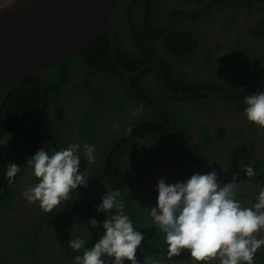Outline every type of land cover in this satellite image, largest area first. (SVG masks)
I'll return each instance as SVG.
<instances>
[{"label":"flooded vegetation","instance_id":"flooded-vegetation-1","mask_svg":"<svg viewBox=\"0 0 264 264\" xmlns=\"http://www.w3.org/2000/svg\"><path fill=\"white\" fill-rule=\"evenodd\" d=\"M156 2L163 3L173 14L181 11L183 20L178 17L180 20L177 29L193 34L190 37L191 53L186 52L183 57L163 48L162 43L159 44L161 49L156 58L168 64V68L172 70L168 73L171 85L160 63L154 59L148 61V55L145 59L130 57L126 64L133 67L134 70L131 71L119 59L118 62L130 73L150 66L141 74L130 78V85L134 90L146 94L144 97L156 101L166 113H162L159 119L144 118L133 122L129 105L144 111L150 108L149 102L122 93L125 83V87L135 94L130 89L127 78L113 65L111 57V64L123 78L112 70L102 68V65L89 72L79 60L73 62V84L62 94L55 96V107L50 104L48 113L55 109L50 123L58 126L62 123L59 117L64 118L67 121V125H63L66 140L64 148L77 143L81 145L82 151L85 144L94 145L95 161L88 164L81 156L80 171L87 179V187L72 190L68 198L50 212L40 208L38 202L29 203L23 195L30 186L38 182L30 171L23 173L16 190L11 192L17 183L16 177L13 179L9 192L12 213L5 218V229L11 230L10 235L20 233V240L25 241L20 244L24 248L22 252L30 250L31 256L28 254L26 258L31 257L34 264H74L75 256L82 255L93 246L102 231L99 226L97 229L92 227L88 221L98 216L102 217V220L97 218L99 222L106 218L104 213H97L95 210L106 191L120 193L119 199L124 204L125 212L134 221L138 231L146 235L149 229L155 228L149 213L150 207L157 202L156 184L160 178H164L166 183L174 184L188 179L194 173L203 174L215 170L219 181L224 184L230 182L235 175L239 182L238 198L243 202L254 200L259 189L264 187V127L249 122L243 111L246 107L245 96L253 92H264V87L259 86L264 85V79L245 83L256 73H261L259 67H264L262 14L248 7H241L237 12L233 8L223 9L220 3L209 7V12L192 17L199 10L196 3L184 4L183 0ZM209 3L211 0L204 2V6ZM241 3L239 0L238 4ZM258 4L264 6L262 2ZM183 12L186 13L185 16ZM250 53L253 58L249 57ZM141 60L146 63H141ZM161 72L166 88L173 94L210 91L223 92L228 96L204 94L176 98L164 88ZM202 85L227 88L230 91H172ZM255 86L258 88L253 89ZM155 94L167 100L172 98V107L166 106ZM58 109H64V112L58 113ZM49 119L50 116L45 121L49 123ZM145 122L159 124L170 131L157 133L136 129ZM29 130L31 126L23 135L27 143L50 144L45 141H27L26 138L33 136V133H28ZM88 131L93 133V142L84 139V133ZM50 134L53 142L64 144L59 132L55 133L51 129ZM18 144L20 145L19 140ZM242 164L252 165L255 176H245ZM6 200L8 202V198ZM0 223L2 224L1 219ZM29 235L33 236L31 247L26 244ZM1 237L0 231V239ZM77 237L86 240L85 248L79 252L74 251L69 243ZM12 242L15 243V240ZM150 246V242L141 244L137 251L138 264H169L166 257L167 245L161 249ZM257 256L262 261H256V264H262L264 249ZM173 259L175 264H190L187 251Z\"/></svg>","mask_w":264,"mask_h":264},{"label":"clouds","instance_id":"clouds-1","mask_svg":"<svg viewBox=\"0 0 264 264\" xmlns=\"http://www.w3.org/2000/svg\"><path fill=\"white\" fill-rule=\"evenodd\" d=\"M14 0H7V4ZM5 5H0L3 7ZM244 115L251 123L264 127V92L245 96ZM81 156L92 164L94 145L69 144L59 151L41 148L30 156L26 165L38 182L24 193L29 203H39L45 211H52L68 198L72 190L87 187V179L80 171ZM245 176H255L250 164H242ZM21 172V166L9 161L5 176L9 183ZM157 202L150 207L152 224L163 233L167 245L166 257L175 264L174 257L187 251L190 264H256V257L264 249V187L254 200L238 198L239 182L234 175L221 184L215 170L194 173L174 184L160 178L156 184ZM118 191H106L97 213H104L88 223L102 231L91 248L74 258V264H138L137 251L144 241L134 221L124 210ZM113 210H115L113 212ZM70 247L79 252L85 248L81 237L70 240Z\"/></svg>","mask_w":264,"mask_h":264},{"label":"trees","instance_id":"trees-1","mask_svg":"<svg viewBox=\"0 0 264 264\" xmlns=\"http://www.w3.org/2000/svg\"><path fill=\"white\" fill-rule=\"evenodd\" d=\"M206 1L207 0H183L184 4L196 3L199 6L198 13L196 15L193 14L192 17L207 13L209 12L207 10L209 7L222 3L223 9L233 8V10L236 12L241 7H248L250 10L259 11L263 16L262 23H264V6L258 4L261 2L264 4V0H240L242 1L241 4H238L239 0H211V3H209L207 6H204V2ZM181 14V11H177V13L173 14L172 11L164 7L163 3L157 4L156 0H121L109 23L110 28L113 29L117 34L118 59L121 64L131 71L134 70L132 69L133 67L130 68L129 65L126 64L130 57L138 58L139 56L140 58L145 59L146 55H148L150 57L148 58V61H150V59H154L156 62L160 63L162 69L165 72L166 79L169 80L170 77L168 73L172 70L168 68V64H164L162 61L158 60L156 56L161 49L159 47L160 43L163 44V48L173 52L175 55H182L183 57L184 53H191L190 37H192L193 34L184 33L177 29L178 21L180 19L183 20ZM183 15L185 16L186 13L183 12ZM176 23L177 25H175ZM250 54L251 55H249V57L253 58L252 53ZM76 60H79L84 64L86 71L88 70L89 72H92L93 68H98L102 65V68L112 70L114 73L122 77V75L111 64L110 40L107 35H102L99 37L88 49L77 56L68 59L64 63H60L44 70L47 81L48 106L43 116L37 122H35V124L31 126V130L28 131V133H33V136L26 138L27 141H45L52 144L58 150L64 148L66 140L63 131L65 126L63 125L64 123L67 125V121L65 122L64 118L59 117L62 123H60L58 126H52L50 123L51 115L55 109L50 113H48V109L51 106L50 104H53L55 96H59L64 91L69 89L71 84H73V79L71 77V67L73 62ZM141 63L146 62L141 60ZM259 68L262 70H260L261 73H256L255 76L253 75L250 77L245 83L264 79V67ZM158 82L160 83V81ZM169 85H171L170 80ZM259 86L264 87V85ZM254 88L258 87L255 86L253 89ZM204 89L230 91L227 88H213L204 85L197 88L192 87L184 90L172 89V91L174 93H188L190 91ZM147 91L153 93V91ZM122 93H125V95L134 99L149 102L148 106L150 108L144 111L139 110L132 104L129 105L134 120L133 122L144 118L159 119L158 117L162 115V113H166L163 108L160 107V105H158L153 99H149L144 96H138L137 94H134L128 90L125 87V83H123ZM119 95H121V93H119ZM155 95L162 99L166 106L172 107V104L170 103V99L173 100L172 98L168 96L170 99L167 100L158 94ZM4 97H6L5 101ZM40 103L41 86L37 79H29L25 81L21 87L15 89L12 86L0 87V219L2 220V224L0 223V231L2 234L0 239V264H34L31 257L26 258V255H30V250L27 252H22L24 248L20 244H24L25 241L22 242L20 240V233L14 232V235H10L11 230L7 231V229H5L7 226L5 218L8 214L12 213L9 203L11 194L9 192L10 186L13 183V181L9 183L7 177L5 176V171L9 161L15 162L21 166V172L16 176L17 183L15 187L12 188L11 192L16 190V187L23 178V173L28 171L31 172L25 163L30 156H32L41 148L26 149L20 146L18 144L17 135L20 129L39 109ZM53 106L55 107L56 104H53ZM57 112L63 113L64 109H58ZM49 116L50 125L47 123V121H45V119ZM54 121L57 120L54 119ZM80 125L83 127L82 123ZM51 129L55 133L59 132V135L64 140L63 145H59L50 139L49 136L51 135ZM136 129L140 130L141 132L152 130L157 133L170 131L169 128H164L163 126L153 122H145L139 125ZM79 134L81 137H83L81 132ZM84 134L85 140L90 139V141L93 142L94 138L92 131H88V133ZM7 198L8 202L6 200ZM97 218L102 220L101 216H98ZM1 227L4 228L2 229ZM153 229H149V231L146 232V235H144V241L142 243L146 244L147 242H150V247L161 249L162 247L166 246L164 243L163 233L159 232L157 228ZM13 239L15 240V243L12 242ZM32 241L33 236L29 235L28 242L26 244H29V247H31ZM256 261L258 263L259 261L261 262V257L257 256ZM262 264H264V260Z\"/></svg>","mask_w":264,"mask_h":264},{"label":"water","instance_id":"water-1","mask_svg":"<svg viewBox=\"0 0 264 264\" xmlns=\"http://www.w3.org/2000/svg\"><path fill=\"white\" fill-rule=\"evenodd\" d=\"M120 1L14 0V3L7 4V0H0V5H5L0 7V87L19 88L29 79H37L41 86L40 108L18 135L21 146L58 151L50 144L27 143L23 139L26 129L42 117L47 106L44 70L82 53L102 35L109 37L112 63L127 78L130 89L137 95H146L131 87L130 78L141 74L150 66L130 73L118 62L117 34L109 23ZM153 67L158 69L156 65ZM161 76L166 88L162 72ZM166 90L176 98L204 94L228 96L223 92L173 94L167 88ZM5 99L6 97L4 101Z\"/></svg>","mask_w":264,"mask_h":264}]
</instances>
